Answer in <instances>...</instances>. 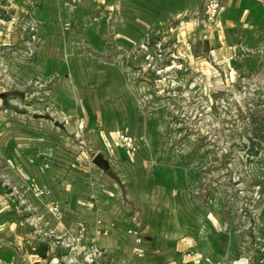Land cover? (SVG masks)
Here are the masks:
<instances>
[{
  "label": "crops",
  "instance_id": "0c3cea01",
  "mask_svg": "<svg viewBox=\"0 0 264 264\" xmlns=\"http://www.w3.org/2000/svg\"><path fill=\"white\" fill-rule=\"evenodd\" d=\"M221 4L206 25L204 0H82L77 9L68 0H0V61L4 51L9 65L34 61L40 79L52 81L49 91L16 92L11 85L30 73L15 65L10 89L0 87V264H79L91 245L103 264H264V178L246 186L232 171L230 188L195 201L193 172L158 147L170 104L159 98L175 95L176 82H160L141 56L151 36L162 41L165 62L182 65L179 78L207 96L246 83L264 99V0ZM135 48L139 87L125 67ZM21 94L38 102L18 111ZM47 106L64 129L34 118ZM75 133H86L117 181L80 157L67 137ZM122 134L134 139L135 154ZM209 186L205 197L214 194Z\"/></svg>",
  "mask_w": 264,
  "mask_h": 264
},
{
  "label": "rangeland",
  "instance_id": "374dc122",
  "mask_svg": "<svg viewBox=\"0 0 264 264\" xmlns=\"http://www.w3.org/2000/svg\"><path fill=\"white\" fill-rule=\"evenodd\" d=\"M84 36L85 33H81L78 38L85 40ZM29 38L35 40L39 39V36L33 32ZM31 50L33 53L34 49ZM4 52L0 61V87L2 89H10L8 79L14 81L15 74L12 73L15 65L16 69H29V71H21L30 73L25 81H15L17 84L11 85V88L16 92L35 95L41 90L49 91L52 88L50 79H40L36 70L38 66L32 64L34 61L31 64H26L24 68L19 67L17 63L9 65L8 53ZM32 53L24 60H33ZM87 53L86 49L84 54L87 55ZM129 53L132 55L131 64L125 65V67L129 74H135L136 79L132 82L139 87V48H135ZM136 57H138V62L135 60ZM13 62L15 61L13 60ZM93 67L90 66L92 69ZM84 68L88 72L89 66ZM178 72L175 85L170 86L175 87V95L167 98L165 95L167 91H165L159 98L160 102L170 100V104H167V112H161L166 123L160 134L161 140L163 139L158 145L160 153L175 156L172 163L193 172L190 177L191 195L197 202L212 199L214 195L218 194L219 186L230 188L232 186V171L236 172L234 175L239 177L246 186L248 184L252 187L256 186L255 182L264 178V99L254 98L250 92V88H254V86L246 83L240 85V91L236 88L230 89V86L223 93L207 96L203 93L199 83L187 84L179 78ZM80 76V85L83 84L85 88L91 85L87 73L84 74L81 70ZM83 76L85 77L83 78ZM142 82L144 83L142 86L145 88H155L153 82ZM64 87H70L69 83ZM258 87L264 90V82ZM159 89L165 90L162 86ZM30 100L26 102L21 94V97L15 100V107L18 111H22L24 110L22 106L38 102L35 97ZM25 103L26 105H24ZM42 111L41 115H54V111L48 106L46 110ZM27 117L30 115L27 114ZM38 120L52 126V123L45 119ZM67 137L74 138L76 147L80 151V157L86 156L88 160L86 163L95 166L92 160L97 154L95 155L94 150L87 143L86 133H75L73 136L69 134ZM221 171L224 174L218 175ZM212 184L214 188H211V191L213 190L214 194L212 197H205V193H202L201 190H204V186ZM216 186H218L217 189Z\"/></svg>",
  "mask_w": 264,
  "mask_h": 264
},
{
  "label": "built area",
  "instance_id": "2783aa9c",
  "mask_svg": "<svg viewBox=\"0 0 264 264\" xmlns=\"http://www.w3.org/2000/svg\"><path fill=\"white\" fill-rule=\"evenodd\" d=\"M68 2L70 8L77 9L82 0H68ZM221 7V0H204L203 20L206 25L214 24L220 14ZM144 48V53L143 50H141V56H143V60L147 62L149 68L161 77L159 81L164 82L170 79L175 81L177 79V72L182 70V65L176 60H171L169 63L165 62L162 41L157 39L153 40V38L149 36L146 40ZM119 138L121 144L131 155L137 152L135 141L131 136L122 134ZM35 195L40 197L43 195V192L40 189H36ZM52 212L55 214L57 219H62L63 215L60 213L58 208H53ZM44 235L51 236L53 235V232L47 231L44 232ZM70 251H73V248ZM79 264H103V251L94 245L89 246L82 252Z\"/></svg>",
  "mask_w": 264,
  "mask_h": 264
},
{
  "label": "water",
  "instance_id": "95a60500",
  "mask_svg": "<svg viewBox=\"0 0 264 264\" xmlns=\"http://www.w3.org/2000/svg\"><path fill=\"white\" fill-rule=\"evenodd\" d=\"M34 118L36 119H45V120H50L53 121L54 125L60 129H64V126L62 124H60L59 122H56L54 120H52V118L49 115H36L34 116ZM92 163L97 166L98 168L102 169L109 178H111L112 180L117 181V178L115 176V174L112 172V170L110 169V166L108 164V161H106L101 154H97L93 160Z\"/></svg>",
  "mask_w": 264,
  "mask_h": 264
}]
</instances>
